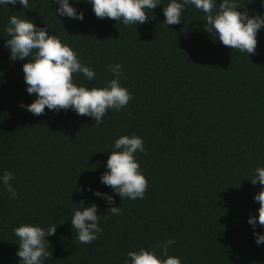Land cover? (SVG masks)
<instances>
[{"label": "trees", "instance_id": "obj_1", "mask_svg": "<svg viewBox=\"0 0 264 264\" xmlns=\"http://www.w3.org/2000/svg\"><path fill=\"white\" fill-rule=\"evenodd\" d=\"M167 3L148 22L130 26L98 19L86 0L73 4L85 14L82 22L56 17L54 0L0 11V175L14 173L19 192L10 199L0 188V264H18L13 229L22 223L57 226L44 264H124L128 251L169 237L176 240L169 255L182 264H264V246L247 222L258 217L254 197L261 191L248 179L264 166V29L248 57L206 32L193 6L180 24L163 25ZM239 3L242 11L264 14L260 0ZM13 14L47 24L96 70L95 81L74 75L78 83L102 87L113 78L108 65L121 64V84L133 97L127 107L109 110L99 125L71 110L34 116L22 109L35 95L26 91L27 61H11L5 48ZM132 134L147 150L137 159L148 189L144 199L123 200L100 177L114 140ZM89 187L112 195L122 215L107 216L110 206ZM81 201L97 204L101 215L103 231L90 244L72 231Z\"/></svg>", "mask_w": 264, "mask_h": 264}, {"label": "clouds", "instance_id": "obj_2", "mask_svg": "<svg viewBox=\"0 0 264 264\" xmlns=\"http://www.w3.org/2000/svg\"><path fill=\"white\" fill-rule=\"evenodd\" d=\"M80 0H54L56 17L83 21L85 14L73 6ZM98 19H111L124 26L142 25L149 21L150 14L162 0H86ZM264 7V0H260ZM16 6L24 9L29 7V0H0V11L9 10ZM193 6L203 13L205 31L216 40L232 50L242 54H256L258 47V34L264 29V14H250L242 9L239 0H168L163 6L165 17L163 25H178L182 22V14L186 8ZM155 19V17H152ZM60 20V19H59ZM61 21V20H60ZM5 32L8 39L5 48L10 51V60L27 61L22 66L26 91L35 95L31 104L21 103L22 109L34 116L45 113V109L59 114L61 110H71L79 116H87L96 121V125L103 123L109 110L120 111L125 109L133 98L129 90L122 86L123 66L119 63L109 64L111 80L104 86L89 87L78 83L75 76H83L86 81H95L96 70L83 63L79 53L57 35L53 34L49 26L38 27L27 16L21 18L15 14L9 17ZM147 155L142 137L121 135L114 140L110 155L105 165L106 171L101 175L100 181L112 189L123 200L144 199L148 189L146 179L137 154ZM15 179L14 173L4 171L0 175V188L5 189L10 199H17L19 192L13 187L11 181ZM250 182L261 185V191L255 195L254 200L259 203L258 217L250 215L248 224L253 228V236L257 246H264V232L256 231L257 227L264 228V166H258ZM95 197L105 201L110 213L107 216L122 215V207H116L112 195L88 188ZM98 206L95 203L87 204L81 201L72 211L71 225L75 230V238L83 244H90L99 238L103 229L100 227ZM105 216V217H107ZM57 226L50 223L41 226L34 223H22L13 229L18 239L16 256L18 264H44L52 256L48 252L50 244L48 237L54 236ZM176 244V240L169 237L159 242L155 247H141L126 253L124 264H182L180 257L169 255V249ZM156 248L160 249L159 254Z\"/></svg>", "mask_w": 264, "mask_h": 264}]
</instances>
